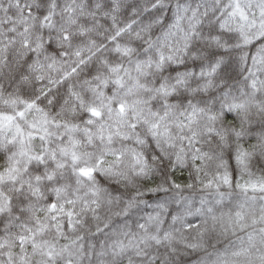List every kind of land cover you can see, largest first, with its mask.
Returning a JSON list of instances; mask_svg holds the SVG:
<instances>
[{
	"label": "clouds",
	"instance_id": "1",
	"mask_svg": "<svg viewBox=\"0 0 264 264\" xmlns=\"http://www.w3.org/2000/svg\"><path fill=\"white\" fill-rule=\"evenodd\" d=\"M0 264H264V0H0Z\"/></svg>",
	"mask_w": 264,
	"mask_h": 264
},
{
	"label": "snow or ice",
	"instance_id": "2",
	"mask_svg": "<svg viewBox=\"0 0 264 264\" xmlns=\"http://www.w3.org/2000/svg\"><path fill=\"white\" fill-rule=\"evenodd\" d=\"M85 174H87V173H85ZM251 187L255 188L256 186L255 185H252Z\"/></svg>",
	"mask_w": 264,
	"mask_h": 264
}]
</instances>
